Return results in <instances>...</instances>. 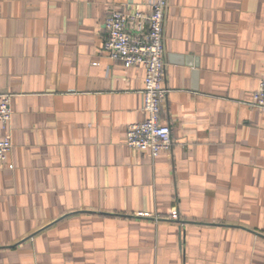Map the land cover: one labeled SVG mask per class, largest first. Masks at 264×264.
Instances as JSON below:
<instances>
[{
  "label": "crops",
  "instance_id": "obj_1",
  "mask_svg": "<svg viewBox=\"0 0 264 264\" xmlns=\"http://www.w3.org/2000/svg\"><path fill=\"white\" fill-rule=\"evenodd\" d=\"M124 8L148 0H0V264H264V112L247 105L264 0H167L155 157L126 145L144 69L103 50Z\"/></svg>",
  "mask_w": 264,
  "mask_h": 264
},
{
  "label": "built area",
  "instance_id": "obj_2",
  "mask_svg": "<svg viewBox=\"0 0 264 264\" xmlns=\"http://www.w3.org/2000/svg\"><path fill=\"white\" fill-rule=\"evenodd\" d=\"M167 0H148L146 11L112 9L104 19L106 56L124 67L142 66L144 86L142 111L144 118L126 127V145L136 150H148L152 157L170 151L171 128L161 122V111L168 89L165 77L164 25ZM11 94L0 92V161L12 148ZM247 105L264 112V76ZM12 167V165H9Z\"/></svg>",
  "mask_w": 264,
  "mask_h": 264
}]
</instances>
